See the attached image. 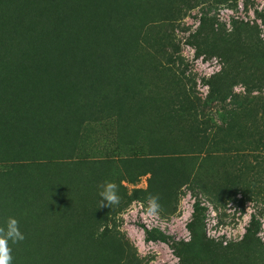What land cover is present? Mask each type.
I'll list each match as a JSON object with an SVG mask.
<instances>
[{
  "label": "rangeland",
  "instance_id": "rangeland-1",
  "mask_svg": "<svg viewBox=\"0 0 264 264\" xmlns=\"http://www.w3.org/2000/svg\"><path fill=\"white\" fill-rule=\"evenodd\" d=\"M194 202L200 255L143 239ZM7 217L12 264H264V0H0Z\"/></svg>",
  "mask_w": 264,
  "mask_h": 264
},
{
  "label": "clouds",
  "instance_id": "clouds-1",
  "mask_svg": "<svg viewBox=\"0 0 264 264\" xmlns=\"http://www.w3.org/2000/svg\"><path fill=\"white\" fill-rule=\"evenodd\" d=\"M101 191L98 196L102 199L98 201L97 207H109L119 205L121 197L118 185L114 181H105L99 185ZM145 215L149 217L158 216L161 209L158 195H150L147 198L146 207L141 204ZM25 235L21 232L19 222L14 217H7L4 224L0 225V264H12V244H17L25 240ZM190 240L191 237L189 236Z\"/></svg>",
  "mask_w": 264,
  "mask_h": 264
},
{
  "label": "trees",
  "instance_id": "trees-1",
  "mask_svg": "<svg viewBox=\"0 0 264 264\" xmlns=\"http://www.w3.org/2000/svg\"><path fill=\"white\" fill-rule=\"evenodd\" d=\"M198 212V203L194 202L192 205L191 218L185 223V228L188 231L191 239H180L177 241H169L170 237L165 235L163 232L158 231L156 234L152 233L150 230L142 226L143 229V239L145 241H161L169 243V247L175 256H179L182 253H192L195 255H200L202 251V243L200 242L198 236L199 232L196 226Z\"/></svg>",
  "mask_w": 264,
  "mask_h": 264
}]
</instances>
